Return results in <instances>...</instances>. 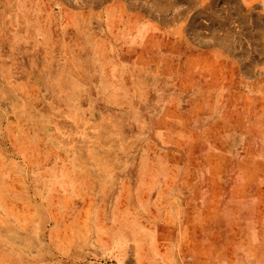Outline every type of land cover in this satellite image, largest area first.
Here are the masks:
<instances>
[{
  "label": "rangeland",
  "instance_id": "rangeland-1",
  "mask_svg": "<svg viewBox=\"0 0 264 264\" xmlns=\"http://www.w3.org/2000/svg\"><path fill=\"white\" fill-rule=\"evenodd\" d=\"M250 1L0 0V264H264Z\"/></svg>",
  "mask_w": 264,
  "mask_h": 264
},
{
  "label": "bare ground",
  "instance_id": "bare-ground-1",
  "mask_svg": "<svg viewBox=\"0 0 264 264\" xmlns=\"http://www.w3.org/2000/svg\"><path fill=\"white\" fill-rule=\"evenodd\" d=\"M250 1V0H249ZM251 2V1H250ZM250 2H248V4L250 3ZM252 3V2H251ZM4 5V4H3ZM1 6V5H0ZM6 10H7V8H6ZM5 11V10H4ZM7 12V11H6ZM11 12V11H10ZM5 13V12H4ZM3 16H4V14H3ZM7 16V15H6ZM25 16V15H24ZM2 17V16H1ZM23 20V19H22ZM27 22V21H26ZM1 23H2V21H1ZM11 23V22H10ZM15 23V21L13 22V24ZM17 23V22H16ZM5 26V25H4ZM13 28V27H12ZM20 30V29H19ZM27 30V29H26ZM2 31H3V29H2ZM21 32V31H20ZM3 33H5V32H3ZM6 34V33H5ZM1 35V34H0ZM4 36V35H3ZM8 37H10V36H8ZM43 37V36H42ZM36 39V38H35ZM3 40V39H2ZM5 40V39H4ZM39 41V40H38ZM1 44V43H0ZM7 44V43H6ZM17 44V43H16ZM5 45V44H4ZM15 45V44H14ZM33 45V44H32ZM48 45V44H47ZM45 49H46V47H45ZM40 51V50H39ZM43 51V50H42ZM75 52V51H74ZM73 52V53H74ZM34 53V52H33ZM32 53V54H33ZM65 53V52H64ZM83 53V52H82ZM95 53V52H94ZM93 53V54H94ZM76 54H77V52H76ZM78 54H79V52H78ZM32 56V55H31ZM39 56V55H38ZM33 58V57H32ZM69 58V57H68ZM96 58V57H95ZM17 59V58H16ZM30 59V58H29ZM35 60V59H34ZM38 60V59H37ZM97 60V59H96ZM33 61V60H32ZM40 61V60H39ZM68 61V60H67ZM21 62V61H20ZM19 62V63H20ZM40 63V62H39ZM34 64V63H33ZM70 64V63H69ZM31 65V64H30ZM18 66V65H17ZM75 66V65H74ZM72 67V66H71ZM76 67V66H75ZM86 67H87V65H86ZM93 67V66H92ZM32 68H34L33 66H32ZM80 68V67H79ZM5 69L7 70V67H5ZM86 69V68H85ZM35 70V69H34ZM90 70V69H89ZM95 70V69H94ZM78 71V70H77ZM84 72H85V70H83ZM82 72V71H81ZM21 73V72H20ZM19 73V74H20ZM90 73V72H89ZM76 75V74H75ZM74 75V76H75ZM80 75V74H79ZM86 76V75H85ZM260 77V76H259ZM76 78H77V76H76ZM38 79V78H37ZM259 80V79H258ZM82 81V80H81ZM18 83V82H17ZM17 85V84H16ZM79 91V90H78ZM75 98V97H74ZM56 99V98H55ZM73 104V103H72ZM61 107V106H60ZM18 206V205H17ZM20 207V206H19ZM6 208V207H5ZM31 209V208H30ZM3 210V209H2ZM14 212V211H13ZM17 212V211H16ZM31 212V211H30ZM14 214V213H13ZM19 214V213H18ZM10 216V215H9ZM31 216V215H30ZM32 217V216H31ZM26 218V217H25ZM28 218H30V217H28ZM28 218H26V219H28ZM32 219V218H31ZM23 221V220H22ZM28 222V221H27ZM20 223H21V221H20ZM24 224V223H23ZM30 224V223H29ZM43 225V224H42ZM6 226V225H5ZM27 226V225H26ZM15 228V227H14ZM30 228V227H29ZM7 229V228H6ZM16 229V228H15ZM10 230V229H9ZM27 232V231H26ZM33 232V231H32ZM24 235V234H23ZM18 236V235H17ZM32 237V236H31ZM31 239V238H30ZM2 241V240H1ZM6 241V240H5ZM29 241H31V240H29ZM17 242V241H16ZM34 242V241H33ZM32 242V243H33ZM6 243V242H5ZM17 245V244H16ZM46 245V244H45ZM45 247V246H44ZM48 247V246H47ZM13 248V247H12ZM29 248V247H28ZM35 248V247H34ZM33 248V249H34ZM46 249V248H45ZM44 250V249H43ZM38 251V250H37ZM49 252V251H48ZM52 253V252H51ZM3 254V253H2ZM1 254V255H2ZM39 254V253H38ZM6 255V254H5ZM29 255V254H28ZM50 257V256H49ZM5 258V257H4ZM11 258V257H10ZM9 258V259H10ZM14 258V257H13ZM43 258V257H42ZM45 258H46V256H45ZM3 259V258H2ZM47 259H48V257H47ZM1 260V259H0ZM18 260V259H17ZM16 260V261H17ZM29 261V260H28ZM49 261V260H48ZM0 262H2V261H0ZM5 262V261H4ZM19 262V261H18ZM21 262H23V261H21ZM39 263V262H38ZM6 264V263H5ZM16 264V263H15Z\"/></svg>",
  "mask_w": 264,
  "mask_h": 264
},
{
  "label": "crops",
  "instance_id": "crops-1",
  "mask_svg": "<svg viewBox=\"0 0 264 264\" xmlns=\"http://www.w3.org/2000/svg\"><path fill=\"white\" fill-rule=\"evenodd\" d=\"M189 9H190V8H189ZM174 34H176V33H174ZM176 35H177V34H176ZM209 52H210V51H209ZM225 81H227V77H226V76H225ZM258 82H259V81H258ZM195 84H196V83H195ZM198 162H201V160L199 159ZM197 174H198V171H197V169H196V176H197V180H196V181H198V182H201V181H202V183L210 182V178L205 177V175H204V176H203V175L198 176ZM223 200H224V197H223V193H222L221 201L223 202ZM211 206H212V200H211V198H207V201L204 203V205H203V207H202V209H201V214H203V212L206 211L207 208H210Z\"/></svg>",
  "mask_w": 264,
  "mask_h": 264
}]
</instances>
